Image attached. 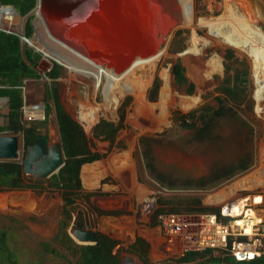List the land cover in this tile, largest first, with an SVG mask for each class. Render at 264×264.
<instances>
[{
	"label": "rangeland",
	"instance_id": "obj_1",
	"mask_svg": "<svg viewBox=\"0 0 264 264\" xmlns=\"http://www.w3.org/2000/svg\"><path fill=\"white\" fill-rule=\"evenodd\" d=\"M190 1L192 20L184 25L177 0H119L115 13H111V17L102 24L104 35L110 37L108 41L91 42L92 35L85 32L86 28L74 32L61 24L63 29L41 14L52 36L104 68L118 73L128 71L120 78L133 86L131 91L124 92L117 88L112 107L105 109V76L97 85L94 77L87 76V69L79 74L58 62L62 65H59L61 73L54 83L62 106L82 126L92 148L105 154L102 159L85 164L80 170L83 191L96 194L87 202L84 199L77 201V207L66 220L65 231L75 243L71 235L73 229H84L86 222L96 223L95 234L102 233L119 241L117 253L120 259L124 254L133 255L128 247L134 237L139 236L149 245L151 263L174 264L171 260L178 257L162 253L160 233L149 225L148 216L158 207L159 198L199 197L204 207L218 208L224 201L246 196L253 204V197L259 196L264 214V101L258 105L255 100L256 79L260 77L255 75L252 58L247 52L237 43L229 44L228 41L231 30L239 22L248 24L255 32L264 30V0ZM30 17L33 27L29 39L33 45L30 48L40 55V59L37 62L39 78L25 83L26 95L30 103L43 105L42 95L47 87L52 86V81L46 72L41 71L46 68L40 62L49 63V69L54 62L45 58L41 51L53 59L54 53L65 54L76 61L77 68L82 67L80 63L88 65L50 41L35 15ZM25 22V16L16 15L14 20L1 21L0 29L23 36ZM177 30L180 33L175 35ZM35 48L39 50L35 51ZM227 51L232 52L230 59L224 58ZM215 58L219 60L220 69L217 70L211 69L209 64ZM150 59L154 63L151 67L144 64ZM176 59L193 83V92L189 93L173 83L170 68ZM235 59L239 62H234ZM246 67L251 103L244 102L241 106L226 104L223 112L213 120L211 131L197 136L181 127L173 117L175 111L187 113L203 106L218 110L221 107L216 100L219 85L226 77L233 78ZM156 76L160 79V86L156 101L151 102L147 91ZM164 79L168 80L166 85ZM128 98L126 127L117 135L118 147L109 150L107 142L92 138V129L99 119L116 122L117 109ZM189 98H197L195 105L185 102L184 99ZM6 102L0 98V126L7 121ZM43 119L27 122L26 126L37 127V131L45 134L50 142L59 141L53 111L45 123ZM0 135L18 136V161H21L22 135L7 131ZM140 137L151 138L145 142V151L164 185L171 188L162 186L145 169L138 144ZM245 164L249 167L239 170ZM230 173L233 175L229 176ZM46 179L34 190L0 193V228L9 230V241L13 247L26 252L20 255V264H70L75 261V256L58 245L55 248L62 257L41 253L39 242L49 241L56 232L62 208L61 191L50 187ZM242 181L245 183L239 188ZM230 191H233L231 195L228 194ZM219 195L222 198L215 200ZM163 208L169 209L170 206ZM99 211L122 214L107 216L99 214ZM155 257L160 260L155 261Z\"/></svg>",
	"mask_w": 264,
	"mask_h": 264
},
{
	"label": "trees",
	"instance_id": "obj_2",
	"mask_svg": "<svg viewBox=\"0 0 264 264\" xmlns=\"http://www.w3.org/2000/svg\"><path fill=\"white\" fill-rule=\"evenodd\" d=\"M36 4V0H0L1 6H11L17 15L24 17L28 14ZM32 17H29L24 25L23 36L30 39L33 34L31 24ZM180 30L175 31L178 35ZM232 52L227 51L224 58L230 59ZM40 55L35 53L32 48L20 40V36L14 32L0 30V98L6 99L7 103V121L6 124L0 126V133L7 131L11 134L20 133L23 141L22 158L25 154L26 147L31 145L32 141L37 138L47 136L41 135L37 131V127L26 126L27 122L22 120V105H36L30 103L26 95L25 83L30 79L39 78L37 70V62ZM234 62H239L237 59ZM226 72V71H225ZM61 67L53 63L46 76L51 79L52 86L46 88L43 93L42 103L44 110L43 123L53 111L56 119L59 141L64 155V165L59 169L57 174L52 175L47 180L50 187H56L60 193L62 200V208L60 219L57 223L56 232L52 235L49 241L39 242L42 255L51 257L62 254L58 252L55 246L67 250L70 255L75 256V261L70 264H120V256L118 255L119 241L112 239L102 233L95 234V244L79 245L75 243L66 233V220L70 218V213L74 210L77 201L82 199L85 202L89 201L95 192H85L80 179V170L83 165L98 161L105 157V154L98 153L92 148L90 139L86 136L82 126L74 120L62 106L55 79L60 76ZM170 74L173 83L178 87H184L187 92H193V83L189 81L185 75L184 67L178 59L172 63ZM247 67L237 72L231 78L226 77L218 87L219 94L216 96L217 102L221 105L218 110H213L210 107L203 106L191 110L187 113L173 112V117L180 123L181 127L191 130L195 135H200L202 132L211 131L213 128L212 122L215 117L223 112L224 106L234 105L241 106L244 102L251 103V98L247 87ZM160 79L156 76L147 91V98L151 102H155L157 98ZM23 90V92H22ZM22 94H24V99ZM129 103V98L123 101L118 109V118L116 122L99 119L92 129V138L108 143L109 150L113 147H118V133L126 127L125 115L126 108ZM31 123V122H29ZM151 140L150 137H140L139 147L140 154L144 161V167L147 172L154 176L158 183L164 185V180L161 175L155 172V167L149 160V156L145 151L146 141ZM249 167L248 164L239 167V170H245ZM234 172V169L233 171ZM233 175L230 173L229 176ZM45 180L33 179L30 176L24 175L22 172L21 161H0V193L13 190H34L38 188ZM158 207L149 217V225L154 227L157 223V216L162 213H212L217 216L222 222H226V218H221L219 208L204 207L199 197H183V198H159L157 201ZM170 206L169 209H164V206ZM183 205L181 208L180 206ZM186 211V212H183ZM101 215L115 216L121 215V212L99 211ZM56 245H55V244ZM54 244V245H52ZM18 247H13L9 241V230L0 228V264H20V255L22 253ZM128 250L133 255L137 256L143 264H154L149 261L148 243L139 236H135L133 242L128 247ZM65 258V257H64ZM170 261V260H169ZM174 264H264V255L257 257L251 261L238 262L234 259L221 255L217 256L210 250L187 252L182 256L171 260ZM33 264H43L40 262H32ZM31 262L28 264H32Z\"/></svg>",
	"mask_w": 264,
	"mask_h": 264
},
{
	"label": "built area",
	"instance_id": "obj_3",
	"mask_svg": "<svg viewBox=\"0 0 264 264\" xmlns=\"http://www.w3.org/2000/svg\"><path fill=\"white\" fill-rule=\"evenodd\" d=\"M38 105H22L24 122L44 118V112ZM35 110L39 113L33 115ZM261 205V202L252 204L247 196L224 201L218 208L220 217L226 218V222L212 213H162L157 216L153 229L160 233L163 254L182 256L187 252L210 250L221 252L238 262H247L264 255V214ZM248 211H253L255 216L247 215ZM238 220L249 221L250 232L237 225Z\"/></svg>",
	"mask_w": 264,
	"mask_h": 264
},
{
	"label": "water",
	"instance_id": "obj_4",
	"mask_svg": "<svg viewBox=\"0 0 264 264\" xmlns=\"http://www.w3.org/2000/svg\"><path fill=\"white\" fill-rule=\"evenodd\" d=\"M118 1L119 0H36L35 7L25 15V18L27 20L34 14V11L37 10L40 14L43 13L46 19H49L50 22L55 23L54 25L60 28L66 26L67 29L74 32H79V29L82 31V29L86 28L85 32L88 31L92 35L90 38L91 42H96V40L102 41L104 39L109 40L110 37L104 35L102 24L111 17V13H115ZM3 8H8L14 15H17L11 6H1L0 10ZM45 18L43 16L39 18L42 25L47 23ZM88 36L90 37V35ZM20 40L28 47L32 45L29 39L24 36H20ZM34 50L36 51L38 49L35 48ZM41 54L44 55L42 52ZM44 57L62 66L55 59L46 55H44ZM40 63L46 68L45 70H41V66L39 65L38 68L40 67L39 69L41 71L44 73L49 71V63H43V61ZM38 106L43 109L42 104ZM18 142L19 139L17 135H0V161L19 160ZM63 165L64 155L60 141L50 142L44 138L33 140L31 145L26 147L25 154L22 158L23 174L29 175L37 180H43L57 174ZM96 226V223L88 224L86 222L84 229L76 227L72 230L71 235L79 245H93L95 244L94 229ZM216 255L221 256L222 253L218 252ZM120 264H143V262L137 256L124 254L121 257Z\"/></svg>",
	"mask_w": 264,
	"mask_h": 264
},
{
	"label": "bare ground",
	"instance_id": "obj_5",
	"mask_svg": "<svg viewBox=\"0 0 264 264\" xmlns=\"http://www.w3.org/2000/svg\"><path fill=\"white\" fill-rule=\"evenodd\" d=\"M177 3L179 5L180 12H181V15H182V18H183L182 19V24H184V25L190 24V22L192 20L190 18V12H191V7H192L191 1L190 0H177ZM34 15L36 16L38 22L43 27V29H44V31H45V33L48 36L50 41L54 42L55 44L60 46L62 49L68 51L76 59L82 61L84 64H86L88 66H85V65L80 63L79 65H80V67L81 66L82 67L81 68H77L76 67V61L74 59H72L71 57H69V56H67L65 54H61V53H54V55L53 54L52 55L56 59L57 62L64 63L66 65V67L71 68L73 71H75L76 73H79V74L84 69H87L88 70V75L87 76L94 77L95 80H96V84L97 85L101 82V77L105 76L106 82H105L104 91H103L104 101H105V104H104V108L105 109H107L109 107H112V102L111 101L117 95V91H116L117 88L120 89L121 92L131 91V89L133 87V86L131 87L132 84L130 83L131 84L130 85V84H128L129 82H127L126 79H121L120 78V75L126 76L128 74V71L127 72L125 71L124 73L123 72L118 73L114 69H111V68L103 69V66L98 65L95 61L89 59L88 56H86L84 53L79 52L78 50H75L74 48L70 47L66 43L61 42V40H59L58 38L52 36L49 33L50 31L48 30L47 23L44 22L45 25H42V23L40 22L39 18H41V16H42L40 14V12L35 10L34 11ZM224 15H226V14L224 13ZM14 17H16V15H14L13 12L11 10H9L8 8H3V9L0 10V22L3 21V20H14ZM221 20H222V17L219 18V23L221 22ZM230 22H231V19H230ZM224 24L226 26L229 25L228 23H224ZM29 41L32 44V41L31 40H29ZM228 41H229V44L231 42L237 43L252 58L253 71H254L255 75L260 77L259 80L256 79L257 91H256V94H255L256 98L254 97L256 102H257V104L259 105L260 103H262L264 101V30H260V31L258 30V31L255 32V31H253L251 29V27L248 24H246L244 22H239V23H236L234 25L233 29L231 30L230 37H229ZM41 52L44 55H47V52H43V51H41ZM135 63L136 62H134V64ZM144 64L145 65L147 64L149 67H151L154 64L153 63V59L148 60V63H144ZM209 64H210V68L211 69H216V70L220 69L219 60L217 58L211 59L209 61ZM137 67L138 66L136 64V68ZM101 69H103V70H101ZM166 79H167V77H166ZM142 80H144V79H142ZM167 81L168 80H165V85L167 84ZM97 85H96V87H97ZM137 91L139 92V90H137ZM141 91H142V89H141ZM184 100H185V102L187 104H194L195 101L197 100V98H189V99H184ZM36 114H38V112L36 113V110H35V112H33V115H36ZM241 183H242V185L241 186L239 185V188L242 187L244 185L243 183H245V182L242 181ZM86 184H87V182H86ZM232 192L233 191H230V192H228V194L231 195ZM221 198L222 197L219 195L218 197L215 198V200L217 199V201H218ZM253 202H254V204H258V203L261 202V198L259 196H255L253 198ZM247 215H250L251 217L252 216L254 217L255 213L253 211H248ZM237 225H240V226L244 227L246 232H250V223H249V221L247 222V221L238 220L237 221Z\"/></svg>",
	"mask_w": 264,
	"mask_h": 264
},
{
	"label": "crops",
	"instance_id": "obj_6",
	"mask_svg": "<svg viewBox=\"0 0 264 264\" xmlns=\"http://www.w3.org/2000/svg\"><path fill=\"white\" fill-rule=\"evenodd\" d=\"M39 111H40V110H39ZM37 112H38V110H36V113H37ZM38 113H39V112H38ZM148 218H149V216H148ZM213 253L216 255L218 252H213ZM175 257H176V256H175ZM177 257H180V256H177ZM157 258H158V257H155L154 260H155V261H159L160 259H159V258L157 259ZM156 259H157V260H156ZM154 264H155V263H154Z\"/></svg>",
	"mask_w": 264,
	"mask_h": 264
},
{
	"label": "flooded vegetation",
	"instance_id": "obj_7",
	"mask_svg": "<svg viewBox=\"0 0 264 264\" xmlns=\"http://www.w3.org/2000/svg\"><path fill=\"white\" fill-rule=\"evenodd\" d=\"M55 60H56V59H55ZM103 69H106V68L103 67ZM103 69H101V70H103ZM23 122H24V121H23Z\"/></svg>",
	"mask_w": 264,
	"mask_h": 264
}]
</instances>
